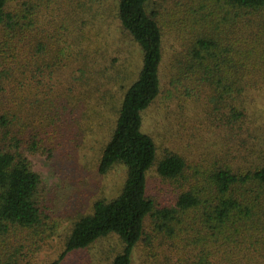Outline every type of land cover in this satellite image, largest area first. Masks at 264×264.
Instances as JSON below:
<instances>
[{"label": "trees", "instance_id": "16d2710c", "mask_svg": "<svg viewBox=\"0 0 264 264\" xmlns=\"http://www.w3.org/2000/svg\"><path fill=\"white\" fill-rule=\"evenodd\" d=\"M165 2L115 0L97 26L99 0H0V264H66L107 239L106 264H264V0ZM158 100L163 119L207 108L219 155L190 160L184 134L187 157L158 158L143 131ZM79 129L99 137L94 173L124 177L57 233L29 157L64 163Z\"/></svg>", "mask_w": 264, "mask_h": 264}, {"label": "rangeland", "instance_id": "374dc122", "mask_svg": "<svg viewBox=\"0 0 264 264\" xmlns=\"http://www.w3.org/2000/svg\"><path fill=\"white\" fill-rule=\"evenodd\" d=\"M168 1V0H165ZM164 0H150L149 8L151 10L158 9L159 6L164 7ZM99 4H95L94 10L96 13V25H106L112 22L113 5L115 0H99ZM166 3V2H165ZM104 30V27L100 28ZM124 53H119L123 59L122 67L126 70H133L138 64L137 53H129L123 50ZM161 100H158L153 107H151L143 117V131L150 134L155 138L158 146L157 157L160 158L166 155V152L172 150L181 151L183 146V135H187V150L192 154L190 160L202 164L206 156H212V159L219 155L221 149L220 135L223 131L219 130L218 124L213 121L209 124L211 116L204 114L208 112L207 108L188 107L185 117L177 118L170 106V116L164 119L161 118L162 110L159 111ZM168 106V107H169ZM172 107V108H171ZM204 113H201L203 112ZM208 116L207 118L205 117ZM184 121V122H182ZM181 122V123H180ZM185 122H187L185 124ZM183 123V124H182ZM190 127L189 135L184 133L179 127ZM211 125V126H210ZM212 127V128H211ZM79 140L83 143V132L76 131ZM85 140V139H84ZM86 141V140H85ZM99 137L93 136L86 146L80 145L77 150L67 151V160L60 163L57 159L52 162L47 161L44 157L34 156L29 157L32 170L41 175V184L39 191L41 194L50 201L46 204L48 207L49 215L56 216L63 219L60 226H58L57 233H60L68 224V219L76 214L87 213V208L95 198L109 197L110 193L116 190L124 177V172L120 168L118 171L112 172L108 177H99L92 169L93 156L99 148ZM194 141V144H193ZM92 149V150H91ZM86 151V152H85ZM183 152V153H182ZM84 153V156L82 154ZM187 157L185 151H181ZM216 153V154H215ZM57 155H54L56 157ZM80 159V160H79ZM148 189L153 191L152 188L161 186V179L157 176L155 168L152 169L147 176ZM76 211H79L76 213ZM86 211V212H85ZM63 237H56L53 244L56 246ZM114 244V240L107 239L93 245L89 250L76 253L72 255L66 264H106V258L109 255L108 248ZM56 249H47L46 253L53 256ZM135 264V263H134Z\"/></svg>", "mask_w": 264, "mask_h": 264}]
</instances>
